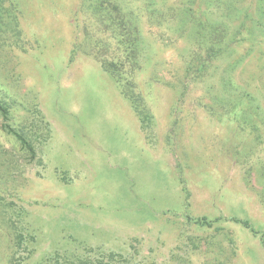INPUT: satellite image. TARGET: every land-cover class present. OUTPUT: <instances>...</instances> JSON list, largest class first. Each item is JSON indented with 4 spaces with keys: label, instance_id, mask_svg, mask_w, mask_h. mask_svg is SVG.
Returning a JSON list of instances; mask_svg holds the SVG:
<instances>
[{
    "label": "rangeland",
    "instance_id": "374dc122",
    "mask_svg": "<svg viewBox=\"0 0 264 264\" xmlns=\"http://www.w3.org/2000/svg\"><path fill=\"white\" fill-rule=\"evenodd\" d=\"M155 1L186 16L138 22L130 87L78 48L69 60L83 37L73 22L79 0H3L18 8L22 33L20 47L9 45L8 22L0 25V97L14 103L6 122L43 139L34 141L38 165L0 117V196L24 209L23 222L10 209L16 231L0 227V264H44L88 248L143 264H264V53L256 42L247 50L250 37L195 75L208 23L224 21L230 32L245 11L222 18L208 0ZM250 1L239 8L255 11ZM130 90L152 114L146 130L123 95ZM200 217L210 225L190 219Z\"/></svg>",
    "mask_w": 264,
    "mask_h": 264
},
{
    "label": "trees",
    "instance_id": "16d2710c",
    "mask_svg": "<svg viewBox=\"0 0 264 264\" xmlns=\"http://www.w3.org/2000/svg\"><path fill=\"white\" fill-rule=\"evenodd\" d=\"M194 0H188V4L191 5ZM213 1V2H212ZM243 0H208L211 6L220 7L219 16L230 17L232 13L245 11L243 18H240L239 24L228 32V25L219 21L217 25L208 23L207 32L203 35L201 40H198L197 50L193 56V62L190 66V71L195 72V75H202L206 69L220 57L230 53L233 46H237L243 43L244 40L251 39V46L247 50H252L254 43L256 42V49L260 52L259 55L264 53V38L257 39L252 34L255 30L258 34L264 37V0H251V5L255 11L254 17L250 16V10L248 7L243 9L239 8ZM215 4V5H214ZM160 5H157L155 0H79L75 18L73 22H81L82 39L79 43L72 48V56L69 60L73 59L75 49L78 48L82 53L89 55L96 61L103 71L107 72L112 77L121 78L123 75L128 76V86H134L133 81L130 79L135 70L140 67V54L137 47L139 40V28L138 22H146L148 25H154L155 23L161 24L162 22H169L180 16L177 9L172 6H166L164 9H159ZM244 7V6H243ZM191 8V6L189 7ZM187 11H183L180 20H183ZM19 10L18 8L10 4V7H5L3 0H0V25L6 24L9 28L13 41L9 45L16 47L19 46L21 39V29L19 26ZM178 13V14H177ZM212 14V13H211ZM166 20V21H165ZM161 22V23H160ZM166 28H170L166 26ZM201 27L199 28V30ZM252 35V36H251ZM248 55V52H244ZM243 54L241 58L246 56ZM261 61V67L264 73V55ZM126 91V90H125ZM123 92L132 104V108L140 121V127L142 129H148L151 124L152 114L145 106L140 94H136L132 90L129 92ZM241 96V95H240ZM247 100H253L254 97L248 92H245ZM252 104L254 110L259 111V105ZM13 100H7V98L0 97V117L1 129L10 133L20 143L22 149L29 153L31 159H36L37 164L41 165L42 160L38 156L39 150L36 148L40 142L41 135L32 136L29 131L24 130V125L19 128L10 126L6 121L10 117V112L13 107ZM264 116V111H261ZM35 114L38 118V122L43 130H46V121L40 111L36 110ZM239 114H244V109L239 108ZM245 115V114H244ZM40 128V129H41ZM34 141L37 142L36 145ZM246 178L250 177L249 168H245ZM264 173V171H263ZM264 177V176H263ZM261 201L264 203V181L262 189L258 192ZM10 209H12L18 216L17 221L23 222L24 209L22 206L17 205L14 200L5 201L0 196V227L11 228L15 230V223L9 215ZM194 223L201 225H210V221L205 217L190 218ZM236 221H239L236 219ZM242 222V220H240ZM245 225L247 222H243ZM23 226L19 229L15 235V245L19 248L25 241L23 234ZM16 231V230H15ZM30 241H33V236L30 237ZM14 259V257H12ZM27 256H22L21 259H26ZM44 264H143L140 261L134 259V255H123L119 252L108 251L99 252L93 248L85 249L82 254H75L71 257L55 254L52 257H48ZM154 264V262H151Z\"/></svg>",
    "mask_w": 264,
    "mask_h": 264
}]
</instances>
